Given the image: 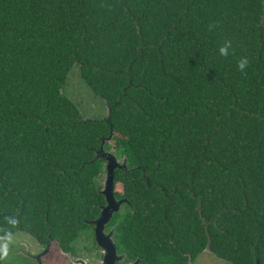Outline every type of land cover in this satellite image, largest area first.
I'll use <instances>...</instances> for the list:
<instances>
[{"label":"trees","instance_id":"trees-1","mask_svg":"<svg viewBox=\"0 0 264 264\" xmlns=\"http://www.w3.org/2000/svg\"><path fill=\"white\" fill-rule=\"evenodd\" d=\"M74 65L104 120L63 93ZM102 142L122 249L264 264V0H0V228L75 240L106 205Z\"/></svg>","mask_w":264,"mask_h":264},{"label":"flooded vegetation","instance_id":"flooded-vegetation-1","mask_svg":"<svg viewBox=\"0 0 264 264\" xmlns=\"http://www.w3.org/2000/svg\"><path fill=\"white\" fill-rule=\"evenodd\" d=\"M115 200L118 202L122 199L115 198ZM123 204L124 202L119 206V211L103 225L97 224L101 212L97 219L86 221L87 228L79 232L75 240L65 247L55 239H51L50 236L41 237L37 233L16 227L17 233L33 239L35 249L30 251L29 247H26L25 250L13 251L12 255L23 258L21 264H160L158 261L142 259L120 247L116 237L118 223L114 219L116 215L122 213ZM209 256L215 258L212 264H229L212 253L209 246H205L195 259H189L187 264H209L207 259ZM0 264H4V261ZM253 264L261 263L255 259Z\"/></svg>","mask_w":264,"mask_h":264},{"label":"rangeland","instance_id":"rangeland-1","mask_svg":"<svg viewBox=\"0 0 264 264\" xmlns=\"http://www.w3.org/2000/svg\"><path fill=\"white\" fill-rule=\"evenodd\" d=\"M63 93L75 104L83 119L104 120L106 118V103H104L101 98L95 96L85 85L80 77L78 65H74L71 68L67 82L63 88ZM108 142L111 144L112 140L110 139ZM108 153H111V151ZM117 162L120 164L122 163V160L117 159ZM105 177L106 172H103L98 180V183L102 186L104 185ZM115 191L121 193V185L117 184L115 186ZM13 235L14 243L11 246L10 254L7 260L4 261V264H21V262H23V258L20 256L12 255L15 250H25L26 247H29L30 251L35 249V242L29 236L17 233V231L13 232ZM207 259L209 260V264H212L215 261L213 256H209Z\"/></svg>","mask_w":264,"mask_h":264},{"label":"water","instance_id":"water-1","mask_svg":"<svg viewBox=\"0 0 264 264\" xmlns=\"http://www.w3.org/2000/svg\"><path fill=\"white\" fill-rule=\"evenodd\" d=\"M109 139H111V137ZM103 145H104V142H102L100 151H102L106 155L105 156L106 177H105L104 185L100 193L104 196L106 205L101 209L100 218L97 220V224L99 226L107 223L112 217V215L119 211V206L123 202L124 203L126 202V200H120L117 202L115 200L114 193H113L115 169L125 168V164H123V166H120V164L117 162V158L115 157V155L103 151Z\"/></svg>","mask_w":264,"mask_h":264},{"label":"clouds","instance_id":"clouds-1","mask_svg":"<svg viewBox=\"0 0 264 264\" xmlns=\"http://www.w3.org/2000/svg\"><path fill=\"white\" fill-rule=\"evenodd\" d=\"M215 25H210L212 30ZM232 48L231 41H225L224 44L219 48V54L222 57H227L229 55V50ZM248 66L247 58H242L238 61L237 67L238 70L244 72ZM7 224L15 227L16 220L13 217H8ZM14 243V235L12 231L8 228H0V262L6 261L11 250V246Z\"/></svg>","mask_w":264,"mask_h":264}]
</instances>
